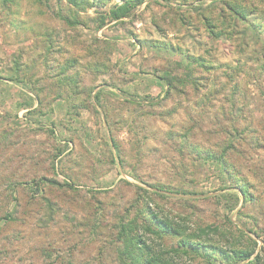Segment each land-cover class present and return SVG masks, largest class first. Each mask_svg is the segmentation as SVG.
I'll use <instances>...</instances> for the list:
<instances>
[{"label": "rangeland", "instance_id": "374dc122", "mask_svg": "<svg viewBox=\"0 0 264 264\" xmlns=\"http://www.w3.org/2000/svg\"><path fill=\"white\" fill-rule=\"evenodd\" d=\"M121 3L0 0V75L38 101L18 116L0 109V264H116L114 226L135 217L136 200L188 232L216 229L223 250L255 240L252 257L264 264V0H228L247 20L221 17L222 0H142L111 21ZM206 20L233 34L216 38ZM193 68L199 90L165 99L159 77L188 82ZM230 141L222 162L207 158ZM37 182L42 193L30 189ZM241 182L253 201L233 206ZM163 242L177 247L175 237ZM205 255L173 260L228 264Z\"/></svg>", "mask_w": 264, "mask_h": 264}, {"label": "trees", "instance_id": "16d2710c", "mask_svg": "<svg viewBox=\"0 0 264 264\" xmlns=\"http://www.w3.org/2000/svg\"><path fill=\"white\" fill-rule=\"evenodd\" d=\"M72 6L79 7L81 9L90 8L93 6L94 0H66ZM120 5L115 4L110 7L107 14L111 21L122 22L124 18H128L131 10L137 5L142 4V0H121ZM7 0H4V3ZM224 9L220 10V15L223 17V13L227 10L232 18H239L242 20L246 19V14L244 10H241L236 5L228 4V0H222ZM220 19V18H219ZM105 20L101 19L98 28H101L105 24ZM250 26L258 33L260 32L258 28L259 24L254 22L250 23ZM206 27L210 29V33L216 38H220L222 35H228L229 37L233 34L232 30L228 26L225 27V32L220 33L215 31V26L211 22L206 20ZM228 32V33H227ZM194 63L198 64L200 67H205V61L203 58H193L191 59ZM190 64V63H189ZM188 64V66H190ZM186 79L191 81L185 82L182 78L177 75L171 74V72H165L161 77L166 85L165 99L171 95L181 96L184 95L187 86L192 85L195 92L199 90L201 83L197 80L196 68L187 73ZM201 84V85H200ZM93 90H90V94ZM93 99L96 101L99 99L98 93L93 95ZM115 146V145H114ZM231 141L222 147L220 154L215 156L208 154L207 158L210 160H216L222 162L225 159L228 150L230 149ZM225 169L226 166H225ZM47 182L51 186L61 187L62 184L58 183L52 179L42 178L41 182ZM241 182L236 188V192L231 193V197L234 200V205H237L242 201L241 206L253 201V195L249 192L246 185ZM63 186H69V184H63ZM30 189L34 193H42L43 186L40 183L32 184ZM139 190H142L139 188ZM158 191H152L153 194H160L159 191L162 189H157ZM143 191V190H142ZM45 205L47 206L49 213L45 217V221H53V214L55 211V206L48 198H43ZM136 202V203H135ZM133 208H136L137 214L133 218L120 217L117 224L114 226L116 233L114 234L111 243L114 249V256L116 258V264H176L174 263V256H177L181 251L186 253V250L192 249V252L200 253L203 251L205 256L211 259V256L215 253L220 256L222 261H226L228 264H238L247 261L248 264H263L259 255L254 257V246L257 245L255 240H251L250 249L237 248L234 246H229L228 249L223 250L219 243L214 240L213 234L216 233V229L212 231V228H198L195 232H188L182 229L173 218L169 216H164L161 213L154 211L148 203H144L141 207V201H135ZM139 204L140 207L137 205ZM232 208V207H231ZM139 216V217H138ZM10 216L6 215L3 219H9ZM241 233H243L241 231ZM175 237L177 238V247L167 248L163 242L165 237ZM224 236V235H222ZM218 250V251H217ZM217 251V252H216ZM215 252V253H213ZM173 254V255H170Z\"/></svg>", "mask_w": 264, "mask_h": 264}, {"label": "crops", "instance_id": "0c3cea01", "mask_svg": "<svg viewBox=\"0 0 264 264\" xmlns=\"http://www.w3.org/2000/svg\"><path fill=\"white\" fill-rule=\"evenodd\" d=\"M101 34L102 31L100 30L96 33L97 37H101ZM58 103L63 106L64 101L57 99L55 104ZM2 108H7L18 116L25 111H35L38 108V101L34 94L19 80L2 78L0 75V109ZM46 116L44 115V117Z\"/></svg>", "mask_w": 264, "mask_h": 264}]
</instances>
